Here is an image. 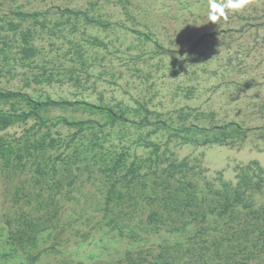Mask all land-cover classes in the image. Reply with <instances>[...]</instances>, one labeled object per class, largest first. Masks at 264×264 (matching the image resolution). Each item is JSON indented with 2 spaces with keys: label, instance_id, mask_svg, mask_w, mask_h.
I'll list each match as a JSON object with an SVG mask.
<instances>
[{
  "label": "rangeland",
  "instance_id": "rangeland-1",
  "mask_svg": "<svg viewBox=\"0 0 264 264\" xmlns=\"http://www.w3.org/2000/svg\"><path fill=\"white\" fill-rule=\"evenodd\" d=\"M0 91L126 119L0 131L31 148L0 154V264H264V0L217 22L207 0H0Z\"/></svg>",
  "mask_w": 264,
  "mask_h": 264
},
{
  "label": "trees",
  "instance_id": "trees-1",
  "mask_svg": "<svg viewBox=\"0 0 264 264\" xmlns=\"http://www.w3.org/2000/svg\"><path fill=\"white\" fill-rule=\"evenodd\" d=\"M63 12L73 14L75 16H78L80 14L85 15L83 12L80 11H75L69 8H66L63 10ZM22 17L26 19L27 17H37L41 15L39 12H34L32 14L28 13H21ZM85 19L91 23L98 24L102 27H107V23H103L99 19H91L88 18L85 15ZM8 100H21L23 101L27 108L28 111H23L20 113H12V112H0V131H3L7 129L9 126L13 125L16 122H25L29 118H34L38 120L40 125L45 126V118L42 116V112H48L51 108H76V109H83L86 112H89L91 114L95 115H102L104 118H106V121L103 125H114L116 122H123L126 119L123 118V115L118 114L114 112L110 107H103V106H97L92 103H88L85 101L82 102H72L69 100H54L50 97H46L45 99H34L30 95L20 92V91H0V102L1 101H8ZM65 125L71 126V127H77L78 133L83 131L87 126L88 123H93L94 120H79V121H74V120H67L63 118L61 120ZM141 126H149V125H155L157 124L156 122H152L149 120L147 117H144L141 122L139 123ZM160 124L164 127H167L165 123L160 122ZM229 126H235L239 128V126L235 123H230L228 125L220 126V129L226 130L227 127ZM1 141V139H0ZM215 142L221 143L222 139L220 138H215ZM36 148V146H35ZM30 147H27L22 153H20V148L15 147L11 144H8L5 141H1V146H0V154L7 160V164H9L10 161V156L11 154H14V157L18 159H22L25 155H28L30 153ZM183 166L184 163L181 164H175L174 168L177 169L176 171H183ZM117 169V164H114L109 168L108 171H116ZM107 172V170H105Z\"/></svg>",
  "mask_w": 264,
  "mask_h": 264
},
{
  "label": "clouds",
  "instance_id": "clouds-1",
  "mask_svg": "<svg viewBox=\"0 0 264 264\" xmlns=\"http://www.w3.org/2000/svg\"><path fill=\"white\" fill-rule=\"evenodd\" d=\"M251 0H207L208 19L217 22L227 20L229 12H238L247 7Z\"/></svg>",
  "mask_w": 264,
  "mask_h": 264
}]
</instances>
